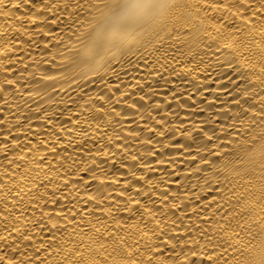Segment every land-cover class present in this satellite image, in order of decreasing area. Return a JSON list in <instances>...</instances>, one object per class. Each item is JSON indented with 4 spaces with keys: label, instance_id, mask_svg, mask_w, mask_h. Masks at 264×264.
I'll list each match as a JSON object with an SVG mask.
<instances>
[{
    "label": "bare ground",
    "instance_id": "1",
    "mask_svg": "<svg viewBox=\"0 0 264 264\" xmlns=\"http://www.w3.org/2000/svg\"><path fill=\"white\" fill-rule=\"evenodd\" d=\"M253 249L264 0H0V264Z\"/></svg>",
    "mask_w": 264,
    "mask_h": 264
},
{
    "label": "clouds",
    "instance_id": "2",
    "mask_svg": "<svg viewBox=\"0 0 264 264\" xmlns=\"http://www.w3.org/2000/svg\"><path fill=\"white\" fill-rule=\"evenodd\" d=\"M252 254L256 257L252 264H264V249H253Z\"/></svg>",
    "mask_w": 264,
    "mask_h": 264
}]
</instances>
